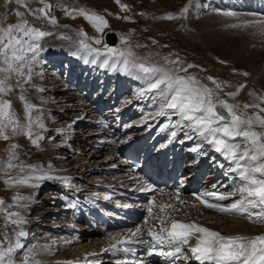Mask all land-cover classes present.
<instances>
[{
  "label": "bare ground",
  "instance_id": "obj_1",
  "mask_svg": "<svg viewBox=\"0 0 264 264\" xmlns=\"http://www.w3.org/2000/svg\"><path fill=\"white\" fill-rule=\"evenodd\" d=\"M92 32L96 40L101 39V31H98L96 27H93ZM75 59L77 62H74ZM33 68L31 79H36L34 82L36 83L35 90L38 94V99L32 102L35 107L30 111L31 115L37 117L36 127L41 130L37 137H42L43 139H40L42 142L39 147V157L30 166H25L28 169L18 175L11 176L13 178L11 183L6 182L9 178L3 181L2 172L4 167L0 168V192H3L5 188L21 191L24 194L23 196H26V204L36 196H38L36 203H41V205L38 204L32 208H28L27 205L20 214L19 219L24 221L19 224L18 228V233L20 232V235L23 233L21 237L24 236L27 226L31 225L39 217L51 223L45 224L47 231L34 230L36 234H44V238L41 241H38V237H35L32 240L33 242L29 243L25 238L23 244H20V246L27 248L23 251L25 258L37 259L42 264H107L113 262L112 259L119 248L132 246L131 242H137L146 246V249L138 250L145 257H148L151 264H172L171 261H167L160 254L164 251L159 248V245L162 244L153 240L148 232L151 229L153 232L157 231L158 233L160 227H170L173 221L185 224L194 223L219 232L224 236L255 237L264 234V219L257 221L252 217L251 219L246 217L242 220H235L199 202V200H205L208 203L225 207L230 205L227 204L228 202H238L239 200L235 197L237 191L232 189V184L230 183L232 179H240L239 170H237L235 162L230 165V159L226 158L222 153L216 152L213 144L188 127V122L182 121L179 116L174 114L173 110L164 109L165 114L160 115L161 106L165 101L155 90H147L148 79L144 78L143 82H141L145 83L143 84L145 88H142V92L133 94L131 97L126 95L124 100H122L125 102L133 100L132 108L128 109L125 106L119 108L120 104L112 106L116 96L118 97L122 94L121 89L123 88L124 90L126 88V83L132 81L135 76H137L136 78L140 77L139 74H141L135 69L126 71L123 65V57L107 52L98 54L92 48L82 50L72 45L68 50L45 51L38 57ZM178 74L181 76L189 75L188 73ZM198 80L204 84L201 79ZM86 81L90 82L89 86L92 88L93 93L99 88L100 83L101 86L108 87L111 85L112 87L110 88L115 90L117 87V89L115 93L110 94L109 92L107 95L102 92L99 94H96L98 93L96 92L95 97L94 94L92 97L88 96V94L84 95V93L82 95L80 94V89H82V85ZM114 84H116V87ZM246 89L247 87L245 86L243 89L237 90L238 94L232 100L235 104H240L246 94L249 95L250 92L248 93ZM86 90L88 89L86 88ZM145 92L146 94L144 95ZM135 99L137 100L135 101ZM108 105H111L113 110H110L107 118L97 114L99 109L105 108L104 106L108 109ZM76 112H80V114ZM142 112L145 115H142ZM147 113L148 115L146 116ZM66 117H69L71 121L67 122V125L69 124L67 130L59 134L60 142H54L55 139L44 140L43 128L38 125L44 126L46 122L54 124ZM124 120H126L125 123H123ZM226 122L222 121L220 124L223 125ZM153 128V133L156 131L155 134H162V138L158 141L160 145L156 148L157 154L160 153L164 145L166 147L163 149L164 155L171 151L169 152L171 155L174 153L180 154V159L185 161L190 159L185 163L186 169L193 168L196 164V159H198V164L204 162L206 169L209 168L210 163H216L214 168L209 170L208 178L202 183V192L201 196L199 195V200L197 199L198 196L195 197L191 194V196L185 198V201H177V193L166 194L161 189H158L157 186L150 184L149 179L143 178L141 174L131 172L128 161L123 154L127 140L130 139V136L132 138L139 136L141 133L148 130L151 131ZM173 132L176 133L175 136H172ZM167 141L169 142L167 143ZM239 141L240 138H237L235 141L230 142L239 143ZM65 145H68L69 149H66ZM175 146V150L172 151ZM192 149L196 150L193 151ZM70 153H77L80 157L70 161L68 160L71 156ZM120 153L122 157L119 155ZM105 171L109 177L96 176L104 174ZM115 174L117 175L115 176ZM193 174L191 173V175ZM187 175L189 176V174ZM36 176L51 178L36 181L34 179ZM77 177H84L85 179L97 177L90 180H104L101 183L114 186L115 191L118 193L122 192L126 196L127 192L123 191V188L146 191L150 196L148 201L130 202L131 206L142 210L145 216L137 220L132 227L120 231L106 230L99 226L98 223H96L95 228H91L84 223L80 208L84 207L85 204L83 203L91 201L90 194H96L90 192L88 194L79 193L82 192L79 189L82 186H73L75 190L69 188ZM190 178L192 176L188 177V179ZM16 180H27V183H16ZM33 184L38 186L33 187ZM92 187L95 190V185L88 188V190L92 189ZM188 187L189 183L184 188L186 193L199 190ZM52 189H57L58 191L54 193L53 190L46 195V198L50 197L49 199L53 200V203H51L53 205L52 208H47L45 207V197H42L41 194ZM70 190L75 191L74 198L80 208L69 202H61L63 203L62 205L60 204L62 199H55L54 194L63 198V192L66 195V192L69 193ZM212 193H215V195H210ZM221 195L225 196L226 199H216V196ZM110 198V201L114 203L124 201V198L119 199L115 194L111 195ZM72 209L74 212L68 214V211ZM149 209H151V214ZM79 218L82 221L76 223ZM161 220L164 221L163 225ZM137 228H140L141 232L133 236L132 234ZM64 232L68 234H65V236ZM198 235L199 233L194 231L189 238L187 247L183 246L186 254L182 257L185 261H182L181 264H197L189 249L197 243ZM72 242L84 243L79 244L78 249L69 250ZM166 243L168 242L165 241L164 245ZM112 245H115V247L113 248ZM166 250L169 252L173 249L168 247ZM8 257L9 255L5 253V261Z\"/></svg>",
  "mask_w": 264,
  "mask_h": 264
},
{
  "label": "rangeland",
  "instance_id": "obj_2",
  "mask_svg": "<svg viewBox=\"0 0 264 264\" xmlns=\"http://www.w3.org/2000/svg\"><path fill=\"white\" fill-rule=\"evenodd\" d=\"M122 5L127 7L123 8ZM185 7L188 8V12H181ZM40 9L44 10L43 13L39 11ZM74 9H84L88 13H96L103 16L107 21V26L101 31L99 43L93 37L92 29L95 27L93 22L77 14ZM29 10H36L35 15L30 14ZM17 11L23 15L17 16ZM68 13H71V15ZM168 15L178 18L166 19L165 17ZM125 17L128 19H125ZM50 18H55L56 22L52 23ZM21 20H26L28 25L46 33L44 37L35 41L40 46L36 52L35 62L45 51L68 50L74 45L78 49H99L103 53L107 52L108 48L126 54L131 52L133 54L129 56L130 58L132 57L131 60L128 57L130 61H146L166 69L178 68L181 65L186 67L188 64H192L195 67L188 69L187 73L197 79H201L204 85L214 90V102L226 101L231 105L237 106L235 109L237 114H259L264 117V111L260 110L264 109V99H262L264 98V16L235 8L227 0H119V2L117 0H23V4L17 3L15 0H0V27L17 24ZM257 21L260 23H256ZM109 31L114 32L118 37V42L115 45H109L105 41V34ZM81 32L86 33L87 36L81 35ZM122 38L127 43H122ZM81 40H84L89 47H84L80 43ZM177 59L179 64L169 63V61ZM221 61L224 62L221 63ZM35 62H31L32 70ZM74 62H77V60L75 59ZM243 73H248V75ZM139 75L140 77L136 78L137 76H135L132 81L126 83V88L124 90L123 88L121 89L122 94L118 97L116 96L112 105L120 104L119 108L122 106L128 108V104L132 103L133 100L122 101L125 96L131 97L133 94L142 92V88H145L143 86L145 83H141L145 77L141 76V74ZM209 76L213 77L221 87L216 88V85L207 79ZM17 79L18 77L13 75L8 83L15 86ZM34 80L36 79H30L23 86L26 89L24 92L25 98L31 104L38 99ZM87 83L88 85H86ZM89 83V81H86L82 85L80 94H88L90 97L94 94L95 97L100 92L105 93V95L109 94V92L110 94L115 93L117 89L116 84H114L116 89L113 90L110 88L112 87L111 85L105 87L101 86L100 83L99 88L93 93ZM240 85L246 86V91L251 94H246L240 104H235L232 101L233 96L228 95V93L243 89L244 87L240 88ZM21 91L20 88L13 87V90L7 94L0 93V99L10 101L12 107L9 111L15 113L19 124L26 125L29 121L25 113L24 102L19 99ZM245 104H258L260 107L245 109ZM106 109L103 111L99 109V112L95 113L107 118L111 109ZM76 113L80 114V112ZM31 117L32 138H29L26 132L13 135L11 128H9L6 129L9 139H0V168L4 167L2 172L3 181L28 169L26 167L30 166L39 157V147L42 141L39 139L37 144H33L32 139H35L41 130L36 127L37 117L35 115H31ZM70 121L71 119L66 117L54 124L46 122V125H42L44 140L55 139L54 142H60L59 134L67 130L69 126L67 122ZM125 122L126 120L123 123ZM253 127L256 131H264V128L257 125H253ZM13 145H16V147L13 148ZM65 147L69 149L68 145H65ZM70 155L68 159L70 161L80 157L77 153H70ZM119 155L122 157L121 153ZM9 163L15 165V167L9 168ZM96 176L109 177L106 171L104 174ZM94 178L97 177H88L86 179L77 177L69 188L74 190L73 186H82L79 187L82 194L95 193L96 191V193L99 192L100 194L104 190L108 191L107 187H101L103 184L101 182L104 180H90ZM93 185L96 186L95 190L93 187L88 190ZM53 190L54 193L58 191L57 189H52L41 194L42 197H45V207L47 208H52L53 206L51 205L53 200L49 199L50 197L46 198L48 192L50 193ZM70 191L69 193L66 192V195H64V192L63 195L60 193L63 198L57 197L55 194L54 197L56 200L62 199L60 201L62 205L65 202L74 204L73 197H71L73 191ZM21 193V191L9 188H5L3 192H0V200L4 201V204L0 205V251L9 255L3 264H24L25 261L28 264H39L40 262L37 259L24 257L23 251L27 248L20 246V244H23L25 238L29 243H32L35 237H38L37 240L41 241L44 238V234H36L34 232L36 230L47 231L45 224H51L49 223L50 221H44L43 218L39 217L35 222L27 226L24 236L21 237L20 232L18 233L19 224L12 223V219H16V217L10 218L9 213L18 212L21 214L27 205L28 208L35 207L38 204L41 205V203H36L38 196L31 199L27 204L25 203L26 199L19 201L13 199L17 196L26 198ZM107 193L109 194L110 192L108 191ZM192 195H195V193ZM74 200L76 201L75 198ZM178 200L184 201L177 198ZM18 205H23V207ZM71 212L74 211L70 210L68 214ZM223 215L232 217L235 220H242L234 217L235 215L233 214ZM81 221L82 219L80 220L79 218L76 223ZM65 234L67 235L68 233L64 232ZM81 243L72 242L69 250L78 249V245ZM9 248L12 249L11 252H8Z\"/></svg>",
  "mask_w": 264,
  "mask_h": 264
},
{
  "label": "snow or ice",
  "instance_id": "obj_3",
  "mask_svg": "<svg viewBox=\"0 0 264 264\" xmlns=\"http://www.w3.org/2000/svg\"><path fill=\"white\" fill-rule=\"evenodd\" d=\"M15 2L23 4V0H15ZM122 7L126 8L127 6L122 5ZM35 11L29 10V13L35 15ZM39 11L43 13L44 10L40 9ZM74 11L84 16L90 22H93L98 31H102L103 27L107 26V21L103 16L96 13H88L84 9H74ZM182 12L187 13L188 8L185 7L182 9ZM68 14L71 15V13ZM16 15L22 16L23 14L17 11ZM165 18L176 19L178 17L168 15ZM125 19L128 18L125 17ZM50 20L52 23L56 22L55 18H50ZM256 23L260 22L257 21ZM80 34L85 37L87 36L83 32ZM45 35L44 31L28 25L26 20H21L17 24H10L7 27H0V93L7 94L13 90V87L20 88L22 91L19 99L24 102L25 113L29 121L26 125L19 124L15 113L9 111L12 107L11 102L0 99V139H9V136L6 134V129L9 128H11L13 135L24 134L26 132L29 138H32V117L30 110L35 106L27 102L24 95L26 89L23 86L31 79V62L36 59V52L40 47L35 41ZM96 42L99 43L100 41L97 40ZM80 43L84 47H89L85 44L84 40H81ZM122 43H127V41L122 38ZM93 51L98 54L100 53L99 49H93ZM107 52L123 57V65L126 71L129 69L138 70L149 80L147 90H155L165 101L161 106L160 115L165 114L164 109L173 110L174 114L179 116L182 121L188 122V127L213 144L216 152L222 153L226 158L236 163V168L239 170V178L244 182L237 189L241 193V200L233 202L227 207L208 203L205 200H201V203L205 204L208 208L222 213L241 211L242 205L245 202L248 204L258 202L264 205V131H256L253 127V125H257L264 128V117H261L259 114H237L235 110L237 106L231 105L226 101L214 102V90L200 83L196 77L178 74L179 72L187 73L188 69L195 67V65L188 64L186 67L181 65L178 68L166 69L159 65L147 63L146 61H130L128 57L133 55L131 52L126 54L112 48H108ZM223 62L221 61V63ZM169 63L176 65L179 64V60H172ZM243 74L248 75V73ZM13 75L18 77L15 86L8 83ZM207 79L212 81L216 85V88L221 87L213 77L209 76ZM243 87L245 86L240 85V88ZM237 94L238 92L228 93V95L233 97ZM250 107L259 108L260 105H244L245 109ZM219 108H224L227 111V116L221 114ZM260 110L264 111V109ZM222 121L227 122L221 125L220 122ZM38 126L42 127V125ZM175 135L176 133L173 132L172 136ZM237 138H240L239 143L230 142L235 141ZM39 139H42V137L32 139L33 144H37ZM12 147L15 148L16 145ZM192 150L195 151L196 149ZM8 167L12 168L15 165L9 163ZM46 178L51 177L36 176L34 179L39 181ZM12 181L13 178L9 177V180L6 182L11 183ZM15 182L27 183V180H16ZM65 182L67 181L65 180ZM32 186L38 185L33 184ZM210 195H215V193ZM197 198L200 199L199 197ZM13 199L19 201L26 198L17 196ZM216 199L223 200L226 197L221 195L216 196ZM3 204L4 201L0 200V205ZM18 206L23 207V205ZM149 213L151 214V209H149ZM19 215L18 212L9 213L10 218L16 217V219H12L13 224L24 222L19 219ZM248 218L251 219V217ZM161 224H164L163 220H161ZM194 231L199 233L197 243L189 250L192 256L197 261H200V264H204L205 261L214 262V264H264V234L255 237L240 235L224 236L219 232L194 223L185 224L176 221H173L170 227H160L158 233L149 229L148 234L156 242L164 243L167 241L172 246V251L161 252V255L176 257L184 251L183 246L188 244L189 238ZM140 232L141 229L137 228L132 235L136 236ZM112 247L114 248L115 245H112ZM11 251L12 249L9 248L8 252ZM4 261L5 253L0 252V264H3ZM24 264H27V261Z\"/></svg>",
  "mask_w": 264,
  "mask_h": 264
},
{
  "label": "water",
  "instance_id": "obj_4",
  "mask_svg": "<svg viewBox=\"0 0 264 264\" xmlns=\"http://www.w3.org/2000/svg\"><path fill=\"white\" fill-rule=\"evenodd\" d=\"M105 41L108 44L115 45L118 42V37L114 32L109 31L105 34ZM219 111L221 114L227 116V111L224 108H219Z\"/></svg>",
  "mask_w": 264,
  "mask_h": 264
}]
</instances>
